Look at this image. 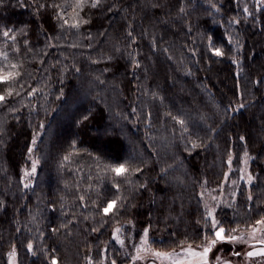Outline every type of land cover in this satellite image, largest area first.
<instances>
[{
	"label": "trees",
	"instance_id": "obj_1",
	"mask_svg": "<svg viewBox=\"0 0 264 264\" xmlns=\"http://www.w3.org/2000/svg\"><path fill=\"white\" fill-rule=\"evenodd\" d=\"M0 77V264L122 262L130 223L197 245L203 182L245 152L254 180L218 220H264V0H0Z\"/></svg>",
	"mask_w": 264,
	"mask_h": 264
},
{
	"label": "rangeland",
	"instance_id": "obj_2",
	"mask_svg": "<svg viewBox=\"0 0 264 264\" xmlns=\"http://www.w3.org/2000/svg\"><path fill=\"white\" fill-rule=\"evenodd\" d=\"M1 78V77H0ZM37 139L30 147L29 165L22 172V182L25 187L32 184L37 168L34 150ZM251 156L248 152L242 154L238 175L231 178L234 171L233 156L228 160V171L220 187L213 188L206 181L199 191V199L206 219L210 223L211 236L201 243L184 245L177 250L163 251L154 249L150 244L149 230L138 231L132 223L127 229L117 228L114 241L121 248V259L103 254L99 260L92 257L85 264H264V220L259 221L244 231L226 232L220 227L218 212L221 208L231 206L237 199L241 185L250 188L254 178L250 171ZM112 206L106 208L110 212ZM138 233H140L138 235ZM120 258V257H119ZM15 250L8 254V264H18ZM53 262H56L54 260Z\"/></svg>",
	"mask_w": 264,
	"mask_h": 264
}]
</instances>
